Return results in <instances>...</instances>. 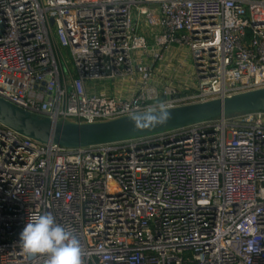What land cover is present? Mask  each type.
Here are the masks:
<instances>
[{"label":"built area","instance_id":"built-area-1","mask_svg":"<svg viewBox=\"0 0 264 264\" xmlns=\"http://www.w3.org/2000/svg\"><path fill=\"white\" fill-rule=\"evenodd\" d=\"M173 46L195 71L181 92L152 85ZM125 80L129 99L93 85ZM261 89L264 0H0V99L34 117L99 124ZM44 212L84 264H264V113L82 149L0 125V264H47L20 245Z\"/></svg>","mask_w":264,"mask_h":264},{"label":"water","instance_id":"water-1","mask_svg":"<svg viewBox=\"0 0 264 264\" xmlns=\"http://www.w3.org/2000/svg\"><path fill=\"white\" fill-rule=\"evenodd\" d=\"M169 112L171 118L166 124L145 130H136L129 117L99 124H57L50 119L34 117L0 99V125L41 144L82 149L155 136L218 119L264 113V89Z\"/></svg>","mask_w":264,"mask_h":264},{"label":"clouds","instance_id":"clouds-1","mask_svg":"<svg viewBox=\"0 0 264 264\" xmlns=\"http://www.w3.org/2000/svg\"><path fill=\"white\" fill-rule=\"evenodd\" d=\"M136 130L164 125L171 118L166 102L148 106L130 114ZM20 245L28 255L42 254L47 264H84V250L71 231L57 223L50 212L33 215L20 233Z\"/></svg>","mask_w":264,"mask_h":264},{"label":"crops","instance_id":"crops-1","mask_svg":"<svg viewBox=\"0 0 264 264\" xmlns=\"http://www.w3.org/2000/svg\"><path fill=\"white\" fill-rule=\"evenodd\" d=\"M143 63L149 64V61L143 60ZM152 67V85L156 87L160 88L169 85L181 92L186 89H191L195 85L193 60L191 54L186 49L174 46L166 49L164 52V59L161 62L152 63ZM118 82L119 84L117 83L114 88L104 87L99 92H104L117 98H131L134 92L133 85L127 80ZM162 100H167V98H162Z\"/></svg>","mask_w":264,"mask_h":264},{"label":"rangeland","instance_id":"rangeland-1","mask_svg":"<svg viewBox=\"0 0 264 264\" xmlns=\"http://www.w3.org/2000/svg\"><path fill=\"white\" fill-rule=\"evenodd\" d=\"M144 21L146 23H148L146 19L142 21V23H141V34L146 38L148 45H149V48L152 49V47L154 45L156 34L153 30H151L150 26H148L147 24L144 23ZM64 56L67 60L69 67L71 69H73L72 63H71L70 53L68 51H65ZM117 83L119 84V82H110L109 81L108 83H95L93 85L97 86L98 90L101 91L104 87L114 88L117 85Z\"/></svg>","mask_w":264,"mask_h":264}]
</instances>
